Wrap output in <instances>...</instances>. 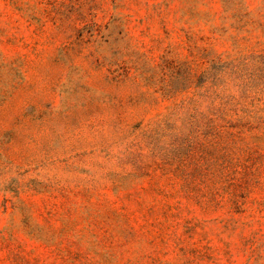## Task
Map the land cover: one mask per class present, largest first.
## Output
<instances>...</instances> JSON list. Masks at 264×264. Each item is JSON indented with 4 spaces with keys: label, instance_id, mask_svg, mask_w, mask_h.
Here are the masks:
<instances>
[{
    "label": "rangeland",
    "instance_id": "374dc122",
    "mask_svg": "<svg viewBox=\"0 0 264 264\" xmlns=\"http://www.w3.org/2000/svg\"><path fill=\"white\" fill-rule=\"evenodd\" d=\"M0 264H264V0H0Z\"/></svg>",
    "mask_w": 264,
    "mask_h": 264
}]
</instances>
